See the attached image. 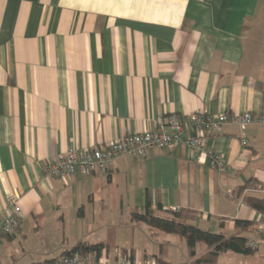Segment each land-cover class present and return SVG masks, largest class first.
Masks as SVG:
<instances>
[{
    "label": "crops",
    "instance_id": "1",
    "mask_svg": "<svg viewBox=\"0 0 264 264\" xmlns=\"http://www.w3.org/2000/svg\"><path fill=\"white\" fill-rule=\"evenodd\" d=\"M246 112L264 113V0H0V225L12 201L21 209L0 264L43 263L80 243L104 244L112 261L192 263L179 237L132 219L147 209L257 242L217 264H264V213L246 202L264 199L263 124L204 137L222 173L182 144L117 157L104 173H43L173 114Z\"/></svg>",
    "mask_w": 264,
    "mask_h": 264
},
{
    "label": "built area",
    "instance_id": "2",
    "mask_svg": "<svg viewBox=\"0 0 264 264\" xmlns=\"http://www.w3.org/2000/svg\"><path fill=\"white\" fill-rule=\"evenodd\" d=\"M228 123H236L242 127L254 123L264 125V113L259 115L246 112L239 116H228L225 114L213 115L207 113H195L187 118L173 114L167 123H160L155 130L146 131L140 134L128 135L121 140L101 149L90 152L78 153L71 151L65 156L48 162L43 167L46 177L64 178L74 174L88 176L90 174L109 170L113 161L120 156L128 155L132 158L146 157L151 149H162L166 147H177L185 145L192 149L198 160L202 155L210 158V165L220 173L225 172V164L222 156L206 146L204 137L206 135L221 134ZM247 144L246 141L243 142ZM13 212L7 216L0 225V239L4 236L14 235L19 229L21 219L20 208L14 203ZM259 237L264 241V227L259 231ZM246 246L256 250L258 244L255 241H248ZM55 264H130L125 259L112 261L109 259L97 258L93 253H74L60 255Z\"/></svg>",
    "mask_w": 264,
    "mask_h": 264
},
{
    "label": "trees",
    "instance_id": "3",
    "mask_svg": "<svg viewBox=\"0 0 264 264\" xmlns=\"http://www.w3.org/2000/svg\"><path fill=\"white\" fill-rule=\"evenodd\" d=\"M246 202L252 208L264 213V199L246 198ZM132 219L145 224L152 230L179 237L186 245L189 258L192 261L190 264H217L219 257L226 253L249 256L254 252V250L246 246L247 241L245 239H228L222 233L216 234L188 225L181 220V216L178 213H173L168 218H162L154 215L150 209H147L142 213L134 212ZM243 224H246V222H237L238 226ZM200 245H204L207 248L204 253L199 252L198 248ZM105 250L106 246L102 243L96 245L80 243L64 254L93 253L97 258H102ZM56 260L57 258L35 264H55ZM157 262L158 264H168L163 262L162 259H158Z\"/></svg>",
    "mask_w": 264,
    "mask_h": 264
},
{
    "label": "rangeland",
    "instance_id": "4",
    "mask_svg": "<svg viewBox=\"0 0 264 264\" xmlns=\"http://www.w3.org/2000/svg\"><path fill=\"white\" fill-rule=\"evenodd\" d=\"M198 250L200 253H204L207 250V248L204 245H200Z\"/></svg>",
    "mask_w": 264,
    "mask_h": 264
}]
</instances>
